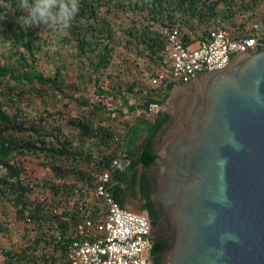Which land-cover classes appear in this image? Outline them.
<instances>
[{"label":"trees","instance_id":"trees-1","mask_svg":"<svg viewBox=\"0 0 264 264\" xmlns=\"http://www.w3.org/2000/svg\"><path fill=\"white\" fill-rule=\"evenodd\" d=\"M19 3L0 0V254L4 264H71L78 225L107 213L84 189L116 159L130 165L113 173V197L121 206L129 192L147 197L158 225L147 171L171 117L148 116L147 104L163 106L176 86L150 84L164 61L161 29L180 30L186 44L206 41L214 25L251 37L253 23H264V0H80L67 30L18 23L27 15ZM119 46L136 56H118ZM30 158L46 170L42 180L29 174ZM10 211L24 228L22 243L3 221ZM163 249L154 242V264H163Z\"/></svg>","mask_w":264,"mask_h":264},{"label":"water","instance_id":"water-1","mask_svg":"<svg viewBox=\"0 0 264 264\" xmlns=\"http://www.w3.org/2000/svg\"><path fill=\"white\" fill-rule=\"evenodd\" d=\"M162 110L151 200L171 221L165 263L264 264V50L175 86Z\"/></svg>","mask_w":264,"mask_h":264},{"label":"built area","instance_id":"built-area-1","mask_svg":"<svg viewBox=\"0 0 264 264\" xmlns=\"http://www.w3.org/2000/svg\"><path fill=\"white\" fill-rule=\"evenodd\" d=\"M252 30L251 37L234 38L231 31L214 25L206 41L186 44L180 30L162 28L161 33L167 38L164 61L150 84L158 89H166L172 84H188L203 72L226 67L243 51L256 53L264 50V23L260 20L254 22ZM105 104L111 109L112 98H108ZM147 107L148 116L163 108L157 102L148 103ZM129 165L130 161L114 160L111 171L101 174L95 186L84 189L89 198L105 202L107 213L103 220L88 219L78 225L79 239L72 243L68 253L71 264H151L154 240L150 237V217L145 212L135 213L121 206L112 193L113 173L125 171Z\"/></svg>","mask_w":264,"mask_h":264},{"label":"clouds","instance_id":"clouds-1","mask_svg":"<svg viewBox=\"0 0 264 264\" xmlns=\"http://www.w3.org/2000/svg\"><path fill=\"white\" fill-rule=\"evenodd\" d=\"M80 7V0H20L17 8L25 10L27 15L19 17L18 23L56 25L60 30H67Z\"/></svg>","mask_w":264,"mask_h":264},{"label":"flooded vegetation","instance_id":"flooded-vegetation-1","mask_svg":"<svg viewBox=\"0 0 264 264\" xmlns=\"http://www.w3.org/2000/svg\"><path fill=\"white\" fill-rule=\"evenodd\" d=\"M171 122H172V119L165 126V128L163 129L161 134L156 138L155 143L160 140L162 133L166 130V128L169 127ZM142 172L140 170V174ZM147 175H148L150 183H151V189H150V200H151V194L153 192H155L157 190V187H158V185H157L158 169L154 164L148 169ZM127 198H132V200L134 201L133 205H135V207L139 209V212H145V213L148 212L145 209L148 205V198L147 197L140 196V197H138L139 199L135 200L134 197L132 196V192H129ZM151 202H152L153 206L155 207V209L157 210L156 220L158 222V225H155V227L157 229L153 230L152 235L154 237V242H163L164 249L161 251L160 255L162 257L163 264H166L165 263V252L168 251L169 249H171L175 243V239L169 234V232L171 230V221L168 217L165 216L163 209L161 208V206L159 204L154 203L152 200H151ZM148 214H149V212H148ZM150 263L151 264L155 263V258L152 254H151V258H150Z\"/></svg>","mask_w":264,"mask_h":264},{"label":"rangeland","instance_id":"rangeland-1","mask_svg":"<svg viewBox=\"0 0 264 264\" xmlns=\"http://www.w3.org/2000/svg\"><path fill=\"white\" fill-rule=\"evenodd\" d=\"M118 23H121V20L119 18H116V28H118ZM135 53H137L136 51H133ZM131 53L130 51H126L124 50L123 47L119 46L117 49V55L121 56L124 54H130V58H134V53ZM136 56V55H135ZM108 98H104V101L106 102ZM44 107V105L42 106ZM40 160L36 159V158H30L27 161H25V166L27 167V170L29 172V174H32L33 177L42 180V178H44V175L46 174V170H44L40 165ZM141 169V167H139V170ZM130 205H133L132 203ZM8 215L3 217V221L5 220L8 224L10 230L12 231L13 235H14V239L13 241L15 243H22V234L24 233L23 230L24 228L22 227V225L20 223H18L15 219H16V215L14 211H10L7 213ZM7 243V242H6ZM0 264H4V259L2 257V255L0 254Z\"/></svg>","mask_w":264,"mask_h":264},{"label":"crops","instance_id":"crops-1","mask_svg":"<svg viewBox=\"0 0 264 264\" xmlns=\"http://www.w3.org/2000/svg\"><path fill=\"white\" fill-rule=\"evenodd\" d=\"M141 170V169H140ZM133 200L132 198H127L126 199V203H125V206L126 208H128L129 210L135 212V213H139V209L135 207V205H130L131 203L133 204Z\"/></svg>","mask_w":264,"mask_h":264}]
</instances>
